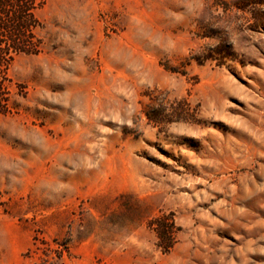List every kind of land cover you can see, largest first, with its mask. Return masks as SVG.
Returning a JSON list of instances; mask_svg holds the SVG:
<instances>
[{
  "label": "rangeland",
  "instance_id": "374dc122",
  "mask_svg": "<svg viewBox=\"0 0 264 264\" xmlns=\"http://www.w3.org/2000/svg\"><path fill=\"white\" fill-rule=\"evenodd\" d=\"M36 16L0 117V264H264V0Z\"/></svg>",
  "mask_w": 264,
  "mask_h": 264
},
{
  "label": "trees",
  "instance_id": "16d2710c",
  "mask_svg": "<svg viewBox=\"0 0 264 264\" xmlns=\"http://www.w3.org/2000/svg\"><path fill=\"white\" fill-rule=\"evenodd\" d=\"M44 2L45 0H0V117L13 113L17 107L15 97L23 96L22 87L13 82L8 72L12 61L20 54H37L42 50V39L37 34L41 23L36 11ZM189 58L198 61L195 55ZM150 225L155 231L160 249L168 251L175 241L174 234L178 229L174 220L161 216L151 221Z\"/></svg>",
  "mask_w": 264,
  "mask_h": 264
}]
</instances>
